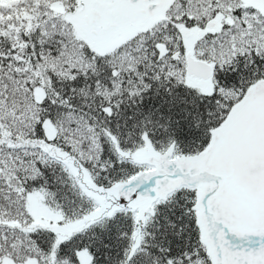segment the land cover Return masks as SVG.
Returning a JSON list of instances; mask_svg holds the SVG:
<instances>
[{
	"label": "snow or ice",
	"instance_id": "6c2138e0",
	"mask_svg": "<svg viewBox=\"0 0 264 264\" xmlns=\"http://www.w3.org/2000/svg\"><path fill=\"white\" fill-rule=\"evenodd\" d=\"M0 264H264V0H0Z\"/></svg>",
	"mask_w": 264,
	"mask_h": 264
}]
</instances>
